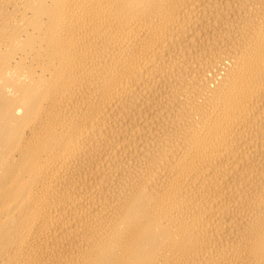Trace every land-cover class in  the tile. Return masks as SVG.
<instances>
[{
  "label": "bare ground",
  "instance_id": "1",
  "mask_svg": "<svg viewBox=\"0 0 264 264\" xmlns=\"http://www.w3.org/2000/svg\"><path fill=\"white\" fill-rule=\"evenodd\" d=\"M0 264H264V0H0Z\"/></svg>",
  "mask_w": 264,
  "mask_h": 264
}]
</instances>
